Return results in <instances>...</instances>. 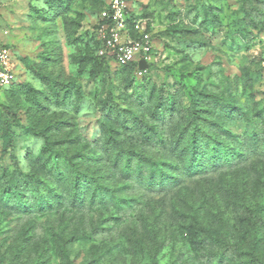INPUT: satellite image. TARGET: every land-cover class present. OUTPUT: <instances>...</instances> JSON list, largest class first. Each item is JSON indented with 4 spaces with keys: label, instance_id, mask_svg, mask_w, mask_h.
I'll return each mask as SVG.
<instances>
[{
    "label": "rangeland",
    "instance_id": "rangeland-1",
    "mask_svg": "<svg viewBox=\"0 0 264 264\" xmlns=\"http://www.w3.org/2000/svg\"><path fill=\"white\" fill-rule=\"evenodd\" d=\"M104 5L0 0V264H264V0H131L141 75L99 54ZM220 153L238 162L212 171ZM195 159L209 172L174 186ZM202 199L225 225L192 248Z\"/></svg>",
    "mask_w": 264,
    "mask_h": 264
},
{
    "label": "built area",
    "instance_id": "built-area-1",
    "mask_svg": "<svg viewBox=\"0 0 264 264\" xmlns=\"http://www.w3.org/2000/svg\"><path fill=\"white\" fill-rule=\"evenodd\" d=\"M99 20V54L112 58L118 67L136 63L141 75L144 71L139 69L138 64L149 61L152 53L151 34L145 29L143 20L132 16L131 0H105ZM12 59V51L0 47V93L16 82Z\"/></svg>",
    "mask_w": 264,
    "mask_h": 264
},
{
    "label": "trees",
    "instance_id": "trees-1",
    "mask_svg": "<svg viewBox=\"0 0 264 264\" xmlns=\"http://www.w3.org/2000/svg\"><path fill=\"white\" fill-rule=\"evenodd\" d=\"M120 68H129L134 70L135 72L138 71L136 63H132ZM208 160H210L212 164V171L232 168L233 166H235L234 164L238 162L237 158H235L231 154L227 155V153L223 155H221V153L217 155H213V157H210V159ZM128 162L130 163L129 159L126 160V163ZM207 164H208L207 160L205 159H195L192 162H188L187 160H185L184 162L185 168L183 173L181 172V170L178 171V167H175L176 172L174 173L175 176L173 177L174 178L173 185L180 186L183 180L185 179L192 180V178H194L195 175H201V174L204 175L205 173L209 172L206 169ZM146 168L148 169V173L145 174L144 170ZM136 170L138 172V177L141 178L142 180H144V178L147 177V180L145 181L146 184L145 186H147L146 189L149 190L163 189L167 184L166 180H162V172L150 160H147V166H143L142 163H139L136 167ZM9 193L11 194L10 191ZM17 197L18 196H14L11 199L12 202H14L13 206L16 208L19 206V203H17ZM186 202L188 201H184V203ZM193 202H195V204L194 206L190 207L189 217H191L190 218L191 221H194L193 226L197 228L196 230L202 231L203 236L200 239L201 241L198 239V237L192 236L190 237L188 242L192 248H197V244H201L202 246L207 247L211 243L216 241V238H214L212 234L213 219H215L216 222L220 221L223 225H225L226 219H224V217L221 216V211L211 212L210 209L212 205L211 201H204L202 199L201 202H197L195 200H193ZM196 203H200V204H198L195 207Z\"/></svg>",
    "mask_w": 264,
    "mask_h": 264
},
{
    "label": "water",
    "instance_id": "water-1",
    "mask_svg": "<svg viewBox=\"0 0 264 264\" xmlns=\"http://www.w3.org/2000/svg\"><path fill=\"white\" fill-rule=\"evenodd\" d=\"M138 67L140 70L145 71L148 67V65L144 61H140L138 64Z\"/></svg>",
    "mask_w": 264,
    "mask_h": 264
}]
</instances>
